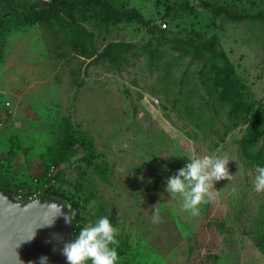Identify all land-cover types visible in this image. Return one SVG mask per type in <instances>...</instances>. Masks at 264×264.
I'll list each match as a JSON object with an SVG mask.
<instances>
[{"label":"rangeland","instance_id":"rangeland-1","mask_svg":"<svg viewBox=\"0 0 264 264\" xmlns=\"http://www.w3.org/2000/svg\"><path fill=\"white\" fill-rule=\"evenodd\" d=\"M231 1L251 14L264 10V0ZM184 3L198 14L166 17L167 6ZM130 7L150 24L122 23L104 34L92 24L70 23L66 31L20 16L3 22L0 182L14 193L56 184L80 196L85 219L76 234L102 203L128 247L118 264H264V192L253 190L258 163L243 149L255 112L264 111V23L223 22L198 0H132ZM71 29L86 35L76 41ZM213 37L246 86L252 111H234L237 120L223 114L229 103L212 86L214 65L193 49ZM119 43L134 46L118 54ZM65 117L95 143L100 157L92 166L78 145L61 158ZM249 151L264 152V122ZM203 155L228 156L233 175L214 182L215 198L192 216L166 192V178L188 156Z\"/></svg>","mask_w":264,"mask_h":264},{"label":"trees","instance_id":"trees-1","mask_svg":"<svg viewBox=\"0 0 264 264\" xmlns=\"http://www.w3.org/2000/svg\"><path fill=\"white\" fill-rule=\"evenodd\" d=\"M131 1L132 0H0V29L3 26V22L9 21L15 16L23 17L28 25L32 23L55 22L60 27L66 29V31H68V26H71L70 23L74 25L79 23L83 25L92 24L99 32H103L104 34L109 33L113 27L122 23L149 25L150 20H146L141 11L130 7ZM198 3L200 7L207 10L212 17L220 19L223 22L251 21L253 23H264V10L251 14L237 8L236 3L231 0H198ZM178 10L188 14H198V10L193 4L184 3L180 7L176 5L167 6L166 17H171V15L178 16ZM6 14L8 15L6 16ZM69 32L74 34L70 35L71 37L73 36V39L84 38L86 35H84V32L78 34L74 29H71ZM218 45L220 46L218 38L213 37L210 41H203L197 46L194 45L193 49L198 53H203L208 56L209 62H211V65H214L210 68L211 72L215 75L212 86L218 92L219 96H223L222 98L226 99V102L229 103V107L226 106L227 110L224 111L223 114L226 116L228 115L231 121L234 116V111L241 110L242 107H244L243 110L249 113L252 110L251 105L247 103L246 99L243 97L246 86L237 78L234 65L230 62L225 51L223 49L219 50V52L216 50ZM133 46L134 44L119 43L116 44L115 47L118 48L119 54L128 53L132 50ZM146 54L151 57H156L151 50ZM159 59L161 58H152V61L159 63ZM205 84L209 86L207 82ZM218 89L221 90L218 91ZM221 109L224 110L225 107H219L218 114H221ZM255 113L259 115V120L254 119L250 139H246L245 137L243 149L250 162H257L262 165L264 164V152L254 153L249 151L253 143L258 140L260 127L264 122V111L262 110ZM234 118L236 120L239 119L237 115H235ZM236 124H238V122H236ZM62 134L63 138L61 139V144L66 152V154L64 153L61 157L63 160L76 154L77 148H74L76 145L85 149L86 154L82 160L86 161L89 166H92L94 161L100 157L99 154H95L94 152L96 149L95 143L90 141L81 131L72 129L70 119L67 117L63 118ZM62 159H60L59 162L62 161ZM96 169L98 173L105 176L100 165H97ZM0 185L12 196H16L18 191L14 193L13 190L8 189L1 182ZM49 194H54L68 200L72 208L77 211L74 223V236L76 234L77 224L85 219V208H83L85 206L83 205L82 198L80 196H75V193L72 191L63 190L59 186H56V184L43 192L44 196ZM98 209L100 214L97 212L91 217L93 223L98 217L107 215L105 207H102V203H100ZM117 240L118 244L116 248L119 257H121L128 253V247L119 234H117ZM262 249L264 250V247Z\"/></svg>","mask_w":264,"mask_h":264},{"label":"clouds","instance_id":"clouds-1","mask_svg":"<svg viewBox=\"0 0 264 264\" xmlns=\"http://www.w3.org/2000/svg\"><path fill=\"white\" fill-rule=\"evenodd\" d=\"M230 160L228 156L219 155L188 156V162L175 175L166 178L165 190L172 198H182V208L196 216L202 203L215 198L214 182L232 178L227 167ZM252 185L256 193L264 192V166H256ZM152 211V220L157 222L160 209L153 206ZM58 215L64 216L65 223L72 220V216L62 210ZM117 234L118 228L109 216L102 215L94 223L80 228L70 241L64 242L61 253L67 264H118ZM47 261L46 256L40 257V264H47Z\"/></svg>","mask_w":264,"mask_h":264},{"label":"water","instance_id":"water-1","mask_svg":"<svg viewBox=\"0 0 264 264\" xmlns=\"http://www.w3.org/2000/svg\"><path fill=\"white\" fill-rule=\"evenodd\" d=\"M61 210L71 222L58 215ZM76 214L54 194L22 202L0 185V264H40L42 256L47 264H67L61 248L73 238Z\"/></svg>","mask_w":264,"mask_h":264},{"label":"built area","instance_id":"built-area-1","mask_svg":"<svg viewBox=\"0 0 264 264\" xmlns=\"http://www.w3.org/2000/svg\"><path fill=\"white\" fill-rule=\"evenodd\" d=\"M164 26H166V24H164ZM40 196H43V193L41 192H32V193H27L26 191L23 190H19L16 194V196H14L17 200H20L22 202H27V201H31L34 200Z\"/></svg>","mask_w":264,"mask_h":264}]
</instances>
